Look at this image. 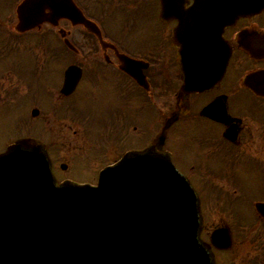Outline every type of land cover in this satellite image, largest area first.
<instances>
[{"label": "flooded vegetation", "instance_id": "obj_1", "mask_svg": "<svg viewBox=\"0 0 264 264\" xmlns=\"http://www.w3.org/2000/svg\"><path fill=\"white\" fill-rule=\"evenodd\" d=\"M21 1L0 0V42H22L31 64L0 66V119H27L17 136L39 127L57 180H73L67 172L83 161L82 182L95 183L103 166L155 145L176 114L162 149L189 179L196 171L204 213L232 190L246 206L264 200L242 186L264 185V6L232 18L231 0H72L74 17L44 7L18 32ZM197 71L211 82L182 92Z\"/></svg>", "mask_w": 264, "mask_h": 264}, {"label": "water", "instance_id": "obj_2", "mask_svg": "<svg viewBox=\"0 0 264 264\" xmlns=\"http://www.w3.org/2000/svg\"><path fill=\"white\" fill-rule=\"evenodd\" d=\"M260 3L232 0L231 11ZM22 10L19 28L33 18ZM255 208L264 215L263 202ZM199 221L196 192L166 152L126 153L96 185L56 184L34 138L0 153V264H216ZM210 240L229 246L228 228L214 229Z\"/></svg>", "mask_w": 264, "mask_h": 264}, {"label": "rangeland", "instance_id": "obj_3", "mask_svg": "<svg viewBox=\"0 0 264 264\" xmlns=\"http://www.w3.org/2000/svg\"><path fill=\"white\" fill-rule=\"evenodd\" d=\"M19 42V41H18ZM21 45V44H19ZM26 49L20 48L15 53H9L4 57H0V66L14 62L10 60L15 58L24 67L30 66V57L29 53L27 54ZM13 52V51H12ZM51 106L50 103L47 104V108ZM13 119H17L14 116H8ZM17 123L11 121L9 118L0 119V142L4 141L6 137L17 135V128H22L25 125L27 119L18 118ZM28 125V122H27ZM29 128L33 131L36 136L37 132H40L39 127L36 124L31 123ZM94 139L100 138V130L96 127L91 128L89 132ZM31 134L30 135H34ZM94 145H97L94 142ZM83 161L77 162L76 166L73 167L69 172H67V177L70 176L74 181L80 182L87 180L86 177H89L88 171L82 167ZM186 173H189L190 170H183ZM54 173V172H53ZM76 175V176H74ZM66 174V173H65ZM244 181V176H241ZM190 180L197 189L199 179L197 180L196 171L190 174ZM243 190L251 196H258L264 192V185L261 181L256 178H251L248 183H244ZM231 189V188H230ZM231 197L236 199L232 201V204H226L220 201H213L214 203L220 202L219 205H215L213 210H208L205 212V224L208 226L213 225L217 222L227 223L230 227V233L232 237V246L226 251L223 252L220 256V260L223 259V256H226V260L223 263L228 264H264V224H259L257 220L253 217L249 207H246L245 204H240L241 202L245 203V199H240L237 196L241 193L239 190L234 192L232 190ZM237 201V202H236ZM212 202V203H213ZM236 202V206L234 203ZM213 205V204H211ZM208 227V228H210ZM208 234V233H207ZM206 234V235H207ZM220 253H218L219 255ZM231 254H233L234 260H231Z\"/></svg>", "mask_w": 264, "mask_h": 264}]
</instances>
